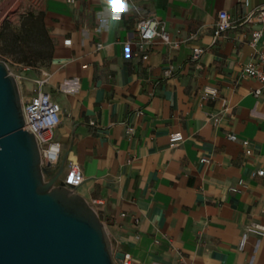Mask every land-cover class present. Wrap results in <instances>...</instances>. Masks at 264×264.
Masks as SVG:
<instances>
[{
    "label": "crops",
    "instance_id": "obj_1",
    "mask_svg": "<svg viewBox=\"0 0 264 264\" xmlns=\"http://www.w3.org/2000/svg\"><path fill=\"white\" fill-rule=\"evenodd\" d=\"M111 2L37 3L50 41L44 87L61 107L60 158L67 150L66 162L83 172L75 190L100 199L112 250L130 253L132 264H264L259 234L238 248L243 227L264 222V173H252L264 168V94L241 73L253 56L250 32L261 27L248 13L264 0H132L177 39L157 37L145 59L137 9L112 17ZM220 8L235 21L217 37ZM27 72L25 94L36 76ZM207 84L217 96H201ZM178 129L184 138L168 145Z\"/></svg>",
    "mask_w": 264,
    "mask_h": 264
},
{
    "label": "water",
    "instance_id": "obj_2",
    "mask_svg": "<svg viewBox=\"0 0 264 264\" xmlns=\"http://www.w3.org/2000/svg\"><path fill=\"white\" fill-rule=\"evenodd\" d=\"M20 88L0 59V264H115L105 223L61 177L68 151L40 164L34 133L23 127Z\"/></svg>",
    "mask_w": 264,
    "mask_h": 264
},
{
    "label": "built area",
    "instance_id": "obj_3",
    "mask_svg": "<svg viewBox=\"0 0 264 264\" xmlns=\"http://www.w3.org/2000/svg\"><path fill=\"white\" fill-rule=\"evenodd\" d=\"M244 4H248L249 0H239ZM136 8V5L132 0H112L109 9H111L112 17H121L122 14L128 11L129 7ZM137 9V8H136ZM138 16L136 23V44L141 49L140 54L143 59L149 55V49L153 46L155 39L162 38L164 42L173 44L177 43V39L172 40L168 30L164 26V22L160 17L149 13H142L137 9ZM250 15V16H249ZM253 16L254 19L259 21L261 27L253 28L250 32L249 43L253 48L252 59L242 63L241 73L250 77H254L259 83L253 88L254 94H264V39H262V32L264 28V4L253 8L248 13V19ZM213 35L219 36L224 30L231 27L234 23V19L225 8H220L217 11V17L214 20ZM64 43L71 42L70 37L63 39ZM101 46V42L98 41L97 47ZM202 48L200 46H194L191 50V56L198 58L202 54ZM165 73H171L172 64H168L164 67ZM24 69H29V65H25ZM17 83L20 82V74H14ZM33 83L28 93H23L20 89V100L22 103V116L24 118L23 127L28 131L34 133L38 149L40 151V164L50 165L55 167L60 159L62 151L61 143L56 138L54 133L55 125L60 121L61 107L59 102L52 98L51 92L44 87V83L47 80V72L33 77ZM19 88V85H18ZM218 95V89L211 84H207L201 92L202 97H215ZM213 120H217L215 115L212 116ZM229 136L236 137L234 132H230ZM184 138L183 132L178 129L173 131L169 135L168 145L174 146L180 140ZM243 139V142H246ZM201 159L206 160V157L201 156ZM264 168H256L252 173L263 174ZM61 178L64 184L70 189L82 182L83 172L80 163L71 160L66 162ZM240 178L238 183L242 182ZM235 189L234 186H232ZM100 202L98 197H93L90 200L91 205L98 211L96 203ZM125 214V211L121 212ZM249 233L259 234L264 238V222L251 221L247 223L242 231L241 237L238 242V248H242ZM112 252H114L112 250ZM124 255L120 258H114L115 264H132L131 254L123 252Z\"/></svg>",
    "mask_w": 264,
    "mask_h": 264
},
{
    "label": "rangeland",
    "instance_id": "obj_4",
    "mask_svg": "<svg viewBox=\"0 0 264 264\" xmlns=\"http://www.w3.org/2000/svg\"><path fill=\"white\" fill-rule=\"evenodd\" d=\"M38 2L0 0V59L6 62L11 73L21 75L19 88L28 75L27 70L36 76L45 73L41 67L49 59L50 41L40 26ZM25 65L29 69H24Z\"/></svg>",
    "mask_w": 264,
    "mask_h": 264
}]
</instances>
